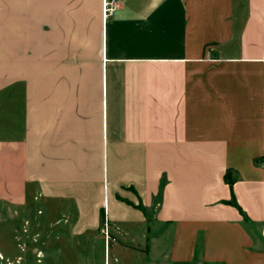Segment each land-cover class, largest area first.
I'll return each instance as SVG.
<instances>
[{"label":"crops","instance_id":"0c3cea01","mask_svg":"<svg viewBox=\"0 0 264 264\" xmlns=\"http://www.w3.org/2000/svg\"><path fill=\"white\" fill-rule=\"evenodd\" d=\"M115 4L0 0V215L66 198L104 264H264V0Z\"/></svg>","mask_w":264,"mask_h":264},{"label":"rangeland","instance_id":"374dc122","mask_svg":"<svg viewBox=\"0 0 264 264\" xmlns=\"http://www.w3.org/2000/svg\"><path fill=\"white\" fill-rule=\"evenodd\" d=\"M66 42H70V31H67ZM66 61H69L70 66V60ZM11 228H27L30 234L27 236L9 235ZM35 233L37 234L36 246L41 249L42 253L41 264H83L84 261L82 262V260L88 254L91 255L90 260L95 264H104L103 247L94 254L87 251L76 252L70 250V203L66 202V198L59 197L54 199L40 197L37 199V197H33L25 207L9 208L0 215V264H13L14 260L12 259L14 256L12 254L20 256L19 250L26 248V255L30 257L31 248L17 246L14 237H27L30 240L36 237ZM9 248L11 249V251L9 250L10 255L6 252V249ZM14 249L16 250L14 251ZM21 255L25 256L24 253ZM70 255L74 256V260L70 259ZM79 255L82 258L79 259ZM28 260L27 264L30 263ZM23 262H25L24 259L21 263ZM112 262V258L110 262L108 257L106 258V264H112Z\"/></svg>","mask_w":264,"mask_h":264},{"label":"built area","instance_id":"2783aa9c","mask_svg":"<svg viewBox=\"0 0 264 264\" xmlns=\"http://www.w3.org/2000/svg\"><path fill=\"white\" fill-rule=\"evenodd\" d=\"M115 0H102V18L106 19L108 16H111L115 9Z\"/></svg>","mask_w":264,"mask_h":264},{"label":"trees","instance_id":"16d2710c","mask_svg":"<svg viewBox=\"0 0 264 264\" xmlns=\"http://www.w3.org/2000/svg\"><path fill=\"white\" fill-rule=\"evenodd\" d=\"M229 173H230V170H227L226 173H225L224 178H225L226 182H228L229 185L231 186L233 184V180L229 178V176H228ZM225 203L228 204V205L234 206L235 208H237L239 210V212L241 214H243L242 210L240 209V207L237 205V203L233 199H232V201H228V202H225Z\"/></svg>","mask_w":264,"mask_h":264}]
</instances>
